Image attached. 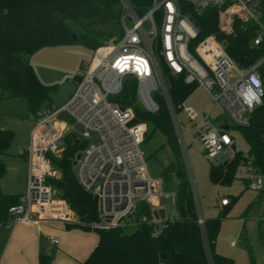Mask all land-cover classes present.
I'll return each instance as SVG.
<instances>
[{"label":"built area","instance_id":"built-area-1","mask_svg":"<svg viewBox=\"0 0 264 264\" xmlns=\"http://www.w3.org/2000/svg\"><path fill=\"white\" fill-rule=\"evenodd\" d=\"M121 1L122 33L94 51L92 61L77 74L76 91L69 101L60 108L31 114L30 144L19 150L29 165L27 190L10 208L7 228L49 219L78 222L50 181L61 176L53 158L61 157L66 140L72 138L84 145L74 162L76 179L97 201L99 221L90 229L130 233L155 226L153 236L157 235L163 220L154 213L164 209L165 200L174 202L176 194L165 190L162 178L149 173L142 149L146 126L134 123L133 109L116 100L131 81L136 82L137 102L146 112L158 113V97L165 100L180 146L170 78L176 83L182 77L186 84L202 87L232 122V129L225 123L216 125L211 116L200 117L192 107L183 105L182 110L196 126L195 135L205 157L211 167L219 168L240 152L237 128L250 124L253 111L264 98L259 73L264 64V0H152L143 16L137 15L128 0ZM181 3L197 13L217 8L218 33L194 45L199 31L190 15L183 13ZM236 23L255 27L253 46L263 53L247 68L236 64L227 52L225 39L219 37L233 35ZM63 114L81 127L83 142L68 132L67 122L62 121L64 127L56 123ZM93 136L98 144L90 141ZM245 179L251 189L264 190V177L259 173L253 171ZM219 204L226 207L230 200L222 198ZM49 239L54 245L59 243L54 237ZM239 241L232 240L230 245L235 247Z\"/></svg>","mask_w":264,"mask_h":264},{"label":"trees","instance_id":"trees-1","mask_svg":"<svg viewBox=\"0 0 264 264\" xmlns=\"http://www.w3.org/2000/svg\"><path fill=\"white\" fill-rule=\"evenodd\" d=\"M138 16H143L152 6V0H128ZM183 13L189 14L199 31L195 44L211 34L218 33V9L208 8L197 13L193 7L181 3ZM124 13L121 0H0V92L1 99H22L30 114L50 108L51 93L55 86L43 84L32 64L31 57L44 48L80 43L93 49L106 40L122 33L121 19ZM76 40L72 39V35ZM225 39L227 52L241 68L254 64L263 53L253 46L255 27L235 24L233 35L219 36ZM193 47V46H192ZM264 84V64L259 69ZM136 82L131 81L116 99L133 109L134 123L144 124V144L153 135L160 133L169 147L172 160L164 166L159 177L164 188L176 194L175 218L164 219L153 236L155 226H143L126 233L119 229L94 230L98 244L81 264H234V261L216 251V241L221 218L203 219L199 223V207L193 191L190 174L176 135L167 103L158 97L160 110L150 114L137 102ZM197 85H188L178 78L170 90L171 103L176 110L182 109ZM147 127L152 131L149 133ZM246 141L247 154L239 152L236 158L223 167H211L209 179L215 186H231L241 168L257 172L264 177V98L252 115L250 124L237 128ZM15 139V132L0 129V180L7 174L3 156L7 155ZM84 145L66 140L60 158H53V165L60 177L50 179L61 199L66 201L76 217L69 230L82 228L92 231L90 226L99 221L96 198L79 185L74 162ZM21 195L0 191V226L6 228L10 208L19 202ZM237 197H230L229 207ZM255 203L251 205V209ZM150 214V212H147ZM224 216V214H222ZM0 246V258L3 253ZM53 254L41 251L38 264H52ZM252 259V264H254Z\"/></svg>","mask_w":264,"mask_h":264},{"label":"rangeland","instance_id":"rangeland-1","mask_svg":"<svg viewBox=\"0 0 264 264\" xmlns=\"http://www.w3.org/2000/svg\"><path fill=\"white\" fill-rule=\"evenodd\" d=\"M93 55V49L80 43H74L66 46L44 48L31 57V64L39 80L45 85L55 86L51 93L50 109L60 108L69 101L76 91L75 79L77 74L82 73L85 66L92 61ZM183 105L192 107L200 114V117L203 114L211 116L216 125L225 123L230 125L232 129L229 116L221 106L214 105L210 95L202 87L194 90ZM175 113L182 137L183 157L190 174L202 218L205 220L221 218L216 241L217 253L231 258L234 264H252V259H254V264H264V190H254L248 186L249 181L245 179V176L252 175V172L244 167L239 170L237 179L231 186L213 185L209 179L211 165L195 135V124L190 121L182 109L176 110ZM30 116L31 114L24 100L17 98L1 99L0 92V129L15 132L14 142L7 155L3 156L7 166L6 176L0 180V191L3 193L14 191L20 185L25 186L27 184L29 165L27 159L19 155V150L28 147L30 144V134L33 126ZM62 121L70 125L68 132L73 133L81 142L84 141L81 127L69 115L63 114L56 123L60 127H64ZM147 131L150 133L152 129L147 127ZM236 137L239 150L247 154L249 147L246 141L239 132H236ZM90 141L98 144V139L94 136ZM164 144V136L156 133L149 142L145 144L143 142L142 145L149 173L154 178L159 177L160 170L172 160L171 151L167 146L156 156H152ZM230 197H237V199L229 207L222 208L219 204L220 199ZM253 203L255 205L249 209ZM163 208L166 212V219L172 220L175 218V207L172 200H165ZM76 218L79 220L78 217ZM41 229V231H38V228L36 229V238L40 241L41 250L53 254L55 264H61L62 260L72 257L71 255L81 254L80 250L84 246L81 247L76 242L69 245L65 244V248L62 243L56 247L50 245L48 241L50 235L56 236L61 241L64 234L67 233L64 222L42 223ZM96 235L93 232L88 233L86 236L88 239L85 242L92 244L96 240ZM10 236V230L7 227L0 226V246H3V244L6 246L7 241L11 238ZM239 239L237 246L232 247L230 245L232 240ZM8 246L7 244L8 257H17L23 249V245H11L10 249Z\"/></svg>","mask_w":264,"mask_h":264},{"label":"crops","instance_id":"crops-1","mask_svg":"<svg viewBox=\"0 0 264 264\" xmlns=\"http://www.w3.org/2000/svg\"><path fill=\"white\" fill-rule=\"evenodd\" d=\"M28 179V178H27ZM16 190V191H15ZM27 190V184L25 186L20 185L17 187V189H14V191L7 192L6 194H15V195H23ZM52 221H58V222H63L59 219H49L45 221H36L32 224H17L12 226L11 228H7L11 232V238L9 241H7V244L9 245L8 248L10 249L11 245L17 246V245H23V249L20 251L19 255L17 257H8L7 256V248L3 244V253L0 258V264H38L39 262V254L43 250L40 248V241L38 238H36V229L38 228V231H41V226L42 223L46 222H52ZM65 226L67 228V225H75L74 223L76 222H64ZM67 233L64 234L62 240L58 239L54 235H50L48 237V241L51 246H58V245H64L65 244L69 245L73 242L78 243L83 247L82 250H80V255H76L72 257H68L66 260H62L60 262L61 264H81L84 262L87 257L90 255V253L94 250V248L98 244V236L96 235L95 238L96 240L93 241L92 244H88L85 242L88 238H86L88 233H95L94 231H85L82 228H74L69 230L68 228L66 229ZM96 234V233H95ZM50 237L56 238L59 243L57 245H54L50 242ZM25 246V247H24ZM27 247V248H26ZM63 248V247H62ZM45 251V250H43ZM52 264H55L54 259Z\"/></svg>","mask_w":264,"mask_h":264},{"label":"water","instance_id":"water-1","mask_svg":"<svg viewBox=\"0 0 264 264\" xmlns=\"http://www.w3.org/2000/svg\"><path fill=\"white\" fill-rule=\"evenodd\" d=\"M72 39L76 40V36L74 34L72 35ZM170 84H171L172 87L175 86L174 78H170ZM154 215H155L156 218H160L162 220H164L166 218V212H165L164 209H160L159 211H156L154 213ZM199 216L202 217L200 210H199Z\"/></svg>","mask_w":264,"mask_h":264}]
</instances>
